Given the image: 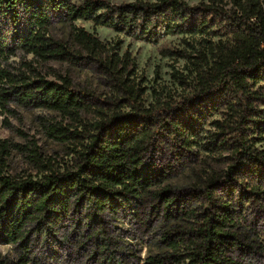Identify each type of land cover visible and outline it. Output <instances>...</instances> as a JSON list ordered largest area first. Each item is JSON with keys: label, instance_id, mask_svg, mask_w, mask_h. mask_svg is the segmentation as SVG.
Returning a JSON list of instances; mask_svg holds the SVG:
<instances>
[{"label": "trees", "instance_id": "obj_1", "mask_svg": "<svg viewBox=\"0 0 264 264\" xmlns=\"http://www.w3.org/2000/svg\"><path fill=\"white\" fill-rule=\"evenodd\" d=\"M77 20L146 43L168 35L219 39L207 48L211 57L199 52L195 88L146 105L127 52ZM56 23L70 27L74 45L55 35ZM19 48L87 64L126 96L102 100L67 75L48 79L30 63L29 72L0 65V115L34 107L68 118L69 126L49 123L46 130L75 159L57 168L34 144L30 156L40 171L13 174L11 144L0 138V244L18 253L0 264H44L48 256L41 260L36 250L48 242L58 245L50 257L61 261L67 247L84 248L86 239L95 240L93 256L104 255L102 264H124L110 249L119 217L131 213L141 227L152 225L130 211L136 203L158 214L161 228L148 255L132 264H264L257 215L264 213V93L257 89L264 82V0H0V59ZM187 167L196 181L173 186Z\"/></svg>", "mask_w": 264, "mask_h": 264}, {"label": "rangeland", "instance_id": "obj_2", "mask_svg": "<svg viewBox=\"0 0 264 264\" xmlns=\"http://www.w3.org/2000/svg\"><path fill=\"white\" fill-rule=\"evenodd\" d=\"M80 2L83 0H74ZM114 4L129 3L134 0H108ZM154 1V0H151ZM191 5H196L201 1L207 0H186ZM74 25L84 27L88 31L96 34L102 41L108 43L109 47L114 48L121 55L127 52L130 60L131 77L134 83L140 88L141 96L146 105L157 104L158 102L171 98H179L182 94L190 92L196 84V68L201 62L198 58L199 52H206L211 57L207 49L211 43H215L219 38H211L212 42L207 43L202 37L168 35L157 43H146L135 40L124 34L117 33L111 28L95 25L93 22L77 20ZM70 27L65 24L56 23L54 25L55 35L69 44L71 41ZM74 45V44H73ZM167 49L174 53H167ZM32 65L35 72L40 73L48 79H55L58 75H67L72 78L75 86L85 89L96 97L104 100H113L115 97H125L124 92H119L110 82L108 77L101 71L90 68L87 64L80 66L73 65L64 61L54 59L43 60L33 54L27 53L19 48L15 53L9 52L8 55L0 59L1 67L10 70L28 71V64ZM29 72V71H28ZM257 89L264 93V82L257 85ZM14 115H0V138L7 139L11 144V157L9 159V169L13 174L37 173L41 168L36 167L30 156V148L37 144L40 152L46 158L54 163V166L60 169L71 167L75 163L71 149L58 140L50 137L46 130L49 123L60 122L62 125L69 126L71 121L64 118L57 112L43 110L34 107H21ZM89 120L92 116H87ZM78 128L79 125H75ZM165 146V144L163 145ZM199 148L196 147V150ZM161 150H166L161 148ZM160 151L155 153L160 156ZM216 166V162L211 161ZM217 166H221L218 164ZM218 168V167H217ZM196 181V175L190 168H182L178 176L172 180V185L185 189ZM132 206L130 211L138 212L139 218L148 220L152 225L149 228L141 227L140 223L134 218V215L128 213L121 215L116 222L117 228L112 235L111 250L116 251L115 257L123 258L124 264L136 262V258H145L153 248V236L155 230L161 228L158 214L150 212V207L138 208ZM140 207V206H139ZM139 209V210H138ZM150 213V214H149ZM257 215L264 217V213L258 212ZM259 219L261 227L264 228V218ZM157 226V227H156ZM84 248L67 247V251L62 252L61 261H55L50 257L53 247L50 242L41 243L36 252L37 257L48 258L42 260L44 264H102L105 260L104 255L93 256L95 249V240L86 239ZM58 243V240H55ZM126 255V256H125ZM18 258V253L12 245L0 244V260H13ZM116 261L115 264H117Z\"/></svg>", "mask_w": 264, "mask_h": 264}]
</instances>
